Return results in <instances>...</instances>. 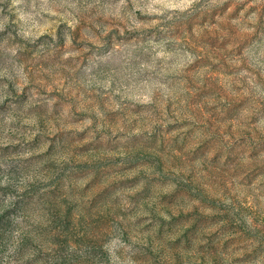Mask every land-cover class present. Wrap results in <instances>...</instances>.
<instances>
[{
    "label": "clouds",
    "instance_id": "1",
    "mask_svg": "<svg viewBox=\"0 0 264 264\" xmlns=\"http://www.w3.org/2000/svg\"><path fill=\"white\" fill-rule=\"evenodd\" d=\"M0 264H264V0H0Z\"/></svg>",
    "mask_w": 264,
    "mask_h": 264
},
{
    "label": "rangeland",
    "instance_id": "2",
    "mask_svg": "<svg viewBox=\"0 0 264 264\" xmlns=\"http://www.w3.org/2000/svg\"><path fill=\"white\" fill-rule=\"evenodd\" d=\"M139 155L150 158V154L144 151H141ZM93 186L98 187L96 185H93ZM103 191H106V189H104ZM101 194L102 192L97 193V195H101ZM93 199H95V197ZM202 219H205V218L201 216L199 210H197L195 214L193 213L185 214L181 212L177 217H173V220L171 223L176 224L177 221H180V223L178 224V227L182 229L183 239L187 240L189 235L196 231L197 225L200 223Z\"/></svg>",
    "mask_w": 264,
    "mask_h": 264
}]
</instances>
